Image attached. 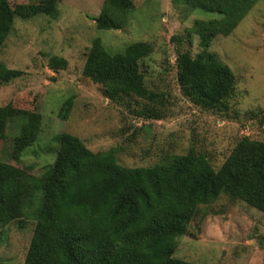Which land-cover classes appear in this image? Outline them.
<instances>
[{
  "label": "trees",
  "instance_id": "16d2710c",
  "mask_svg": "<svg viewBox=\"0 0 264 264\" xmlns=\"http://www.w3.org/2000/svg\"><path fill=\"white\" fill-rule=\"evenodd\" d=\"M60 1L0 0V49L15 18L54 20ZM182 1L188 11L210 17L195 20L188 34L190 43L193 35L199 40L201 51L194 56L183 50L182 39H171L177 43L179 93L201 111L228 116L237 79L208 48L215 39L229 36L258 0ZM133 9V0H103L92 18L95 28L121 30ZM122 50L111 53L94 38L85 54L83 77L100 87L104 99L137 120L149 124L163 120L160 107H166L165 102L147 88L140 69L152 45L138 41ZM66 65L57 56L48 60L54 72ZM23 75L0 63V88ZM72 107L69 98L57 116L66 120ZM251 118L264 130V115ZM42 121L38 98L31 91L0 107V150L7 140L11 143L7 160L0 156V230L5 232L12 224L23 230L27 221H33L23 264H196L176 258L175 252L179 239L195 238L190 229L199 232L205 208L225 198L229 204L243 202L264 214L262 140L235 135L217 168L206 153L193 147L149 166L128 168L117 162L119 150L93 152L76 136L61 132L51 139L56 145L52 163L36 174L21 159L38 141Z\"/></svg>",
  "mask_w": 264,
  "mask_h": 264
},
{
  "label": "rangeland",
  "instance_id": "374dc122",
  "mask_svg": "<svg viewBox=\"0 0 264 264\" xmlns=\"http://www.w3.org/2000/svg\"><path fill=\"white\" fill-rule=\"evenodd\" d=\"M133 1L126 26L117 31L95 28L92 18L99 14L103 0H61L54 20L45 16L14 19L13 30L0 49V63L24 75L0 88V107L30 91L37 96L42 131L21 159L34 173L40 174L44 165L52 163L56 145L51 139L61 132L76 136L93 152L119 150L117 162L128 168L152 165L189 147L206 153L217 168L235 135L264 141V130L251 118L256 113L264 115V0L256 2L229 36L215 39L208 48L237 79L230 111L222 117L183 99L175 78L177 43L171 39H182L183 50L194 56L201 51L199 40L193 35L190 43L188 34L195 20L210 15L188 11L182 0ZM94 38H100L111 53L138 41L152 45L140 69L147 88L165 102L166 107H160L163 120L151 124L137 120L122 106L104 99L100 87L83 77L85 54ZM54 56L66 61L64 69L49 68L48 60ZM26 98L30 101L32 96ZM69 98L72 110L61 120L57 114ZM7 135H13L11 129ZM10 150L7 140L1 146L2 160H7ZM205 210L199 232L190 229L195 238L179 239L176 258L196 264H264V214L243 202L229 204L225 198ZM32 224L29 220L23 230L14 224L5 232L0 230V264H23Z\"/></svg>",
  "mask_w": 264,
  "mask_h": 264
}]
</instances>
